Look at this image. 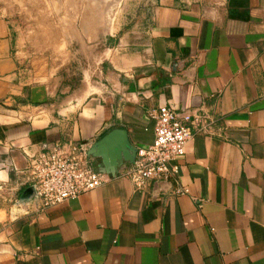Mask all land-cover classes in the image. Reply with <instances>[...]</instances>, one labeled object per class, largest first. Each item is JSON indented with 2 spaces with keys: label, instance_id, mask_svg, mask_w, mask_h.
Here are the masks:
<instances>
[{
  "label": "crops",
  "instance_id": "0c3cea01",
  "mask_svg": "<svg viewBox=\"0 0 264 264\" xmlns=\"http://www.w3.org/2000/svg\"><path fill=\"white\" fill-rule=\"evenodd\" d=\"M23 53L0 18L4 191L21 195L30 156L56 141L91 146L125 128L132 146L150 145L162 104L203 108L222 135L186 144L184 193L116 175L16 216L1 201L0 264H264V0H158L144 50L115 83L58 106L47 104L58 92L49 56Z\"/></svg>",
  "mask_w": 264,
  "mask_h": 264
},
{
  "label": "rangeland",
  "instance_id": "374dc122",
  "mask_svg": "<svg viewBox=\"0 0 264 264\" xmlns=\"http://www.w3.org/2000/svg\"><path fill=\"white\" fill-rule=\"evenodd\" d=\"M158 0H0L23 56H49L58 92L47 104L111 87L145 48ZM31 55V56H30ZM115 79V81H114ZM49 106V105H47ZM10 189V188H9ZM11 190V189H10ZM17 191L0 189L11 216L27 210Z\"/></svg>",
  "mask_w": 264,
  "mask_h": 264
},
{
  "label": "built area",
  "instance_id": "2783aa9c",
  "mask_svg": "<svg viewBox=\"0 0 264 264\" xmlns=\"http://www.w3.org/2000/svg\"><path fill=\"white\" fill-rule=\"evenodd\" d=\"M155 120V139L139 147L133 163L118 171L142 189L150 183L173 180L176 193L187 191L179 182V159L185 154L188 141L196 133L218 134L214 116L204 110H180L169 104L150 112ZM90 145L72 139L56 141L30 156L28 182L36 186L39 204L44 209L75 199L100 187L112 176L97 170L89 155Z\"/></svg>",
  "mask_w": 264,
  "mask_h": 264
},
{
  "label": "water",
  "instance_id": "95a60500",
  "mask_svg": "<svg viewBox=\"0 0 264 264\" xmlns=\"http://www.w3.org/2000/svg\"><path fill=\"white\" fill-rule=\"evenodd\" d=\"M137 150L138 148L130 143L127 129L114 128L91 144L89 155L98 163L97 167L100 172L116 176L122 166L134 162ZM18 204L27 209L38 207L39 197L34 184L29 185L23 191Z\"/></svg>",
  "mask_w": 264,
  "mask_h": 264
}]
</instances>
